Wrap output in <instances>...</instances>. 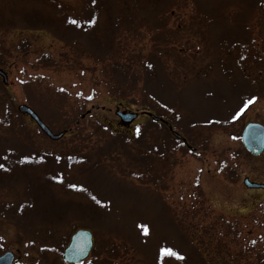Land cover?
<instances>
[{"label": "rangeland", "instance_id": "rangeland-1", "mask_svg": "<svg viewBox=\"0 0 264 264\" xmlns=\"http://www.w3.org/2000/svg\"><path fill=\"white\" fill-rule=\"evenodd\" d=\"M103 1L0 0V155L51 153L43 202L0 185V255L65 264L88 229L80 264H264V190L243 183H264V153L241 143L264 125V0Z\"/></svg>", "mask_w": 264, "mask_h": 264}, {"label": "water", "instance_id": "water-1", "mask_svg": "<svg viewBox=\"0 0 264 264\" xmlns=\"http://www.w3.org/2000/svg\"><path fill=\"white\" fill-rule=\"evenodd\" d=\"M0 76L6 83L7 76L1 69ZM19 110L33 118L39 128L52 140H59L62 137L61 135L53 134L31 108L21 105ZM117 115L122 122L128 124L137 118L136 113L117 112ZM167 126L171 128L170 124H167ZM174 135L178 136L176 133ZM241 142L247 152L252 156H260L264 152V125L254 122L247 123L241 135ZM243 183L247 188L264 190V183L252 182L248 178ZM92 248V232L86 229H80L71 236L70 242L63 252V260L67 264H79L88 258ZM13 260L14 254L10 251L0 256V264H13Z\"/></svg>", "mask_w": 264, "mask_h": 264}, {"label": "trees", "instance_id": "trees-1", "mask_svg": "<svg viewBox=\"0 0 264 264\" xmlns=\"http://www.w3.org/2000/svg\"><path fill=\"white\" fill-rule=\"evenodd\" d=\"M106 0L103 1L104 2ZM95 4L97 5L98 2L95 0ZM108 5V4H106ZM46 15L36 11L32 12L31 15L25 16V19L29 23V26L31 27H37L42 25H48L52 24V19L45 18ZM4 17L2 14H0V25L4 23ZM96 21V20H95ZM94 20H91L90 26L91 28L95 25L96 22ZM51 153H42L37 150H32L30 153H18L14 150L6 151L5 153H2L0 155V165H3V168H0V185H6L7 183H13V182H21L24 181V184L27 185V192L29 194V199L26 201H23L22 203L26 202L27 205H32L34 202H43L45 197L36 194L32 195L33 190H31V187L36 185L38 182H42L41 175L44 174L47 169V162L50 159ZM38 171L42 172V174H39ZM29 179H28V177ZM40 185V183H39ZM24 203V204H26ZM34 208V207H33ZM32 208V209H33ZM70 208V204L67 206H61L58 207L60 210H68ZM40 212V211H38ZM93 213V212H92ZM94 214V213H93ZM39 217H43L41 214H39Z\"/></svg>", "mask_w": 264, "mask_h": 264}, {"label": "snow or ice", "instance_id": "snow-or-ice-1", "mask_svg": "<svg viewBox=\"0 0 264 264\" xmlns=\"http://www.w3.org/2000/svg\"><path fill=\"white\" fill-rule=\"evenodd\" d=\"M93 3H95V0H93ZM72 23H77V21L75 20H72L71 21ZM91 23V21H90ZM77 95H82L81 93H77ZM89 99H91V97H89ZM256 98L253 97L251 100H249L247 103H252L253 100H255ZM247 106V105H245ZM0 168H3V165H0ZM72 187H75V185H73ZM93 199H95V197H93ZM161 252L163 253V255H166V256H176L177 258L179 259H183L182 256H180L177 252H175L174 250L170 249V248H164V249H161Z\"/></svg>", "mask_w": 264, "mask_h": 264}]
</instances>
